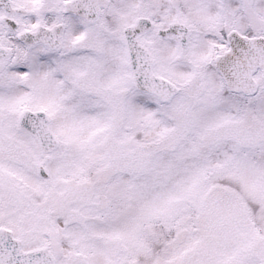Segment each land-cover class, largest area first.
Returning a JSON list of instances; mask_svg holds the SVG:
<instances>
[{"label":"snow or ice","instance_id":"obj_1","mask_svg":"<svg viewBox=\"0 0 264 264\" xmlns=\"http://www.w3.org/2000/svg\"><path fill=\"white\" fill-rule=\"evenodd\" d=\"M0 264H264V0H0Z\"/></svg>","mask_w":264,"mask_h":264}]
</instances>
